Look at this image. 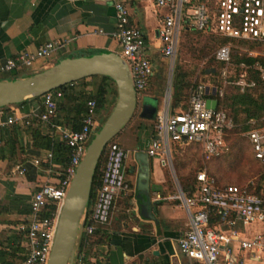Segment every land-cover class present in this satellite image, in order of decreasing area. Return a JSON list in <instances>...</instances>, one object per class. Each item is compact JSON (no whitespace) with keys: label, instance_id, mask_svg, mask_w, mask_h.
<instances>
[{"label":"built area","instance_id":"built-area-1","mask_svg":"<svg viewBox=\"0 0 264 264\" xmlns=\"http://www.w3.org/2000/svg\"><path fill=\"white\" fill-rule=\"evenodd\" d=\"M117 31L114 38L119 42L121 56L129 65L138 98L147 90L155 75L144 33L131 25L126 0H115ZM155 7L164 11L159 20V52L172 73L178 57L181 35L185 30L216 34L230 39L215 52V59L223 65L221 85L200 84L192 92L189 107L176 114L171 112L172 82L166 92L164 106L154 120V135L147 148L151 158L159 159L162 167L175 171L173 149L198 144L206 160L219 158L230 150L226 140L228 133L237 127L229 112L219 106L227 86H238L241 92L255 87V82L242 74L232 81L229 69L233 65L232 48L238 41L264 44V0H155ZM235 41V42H234ZM65 42L54 40L39 47L34 53L25 51L0 64V77L32 68L39 60L48 59ZM244 66V64H242ZM253 68L264 81V66L256 62ZM209 89V95L206 90ZM215 89V96L212 91ZM95 93V90L93 89ZM63 93L57 89L42 96L38 113L25 117H38L50 130V136L64 142L71 150L70 162L64 178L54 165V154L48 151L44 158L35 159L36 165L45 164L47 177L35 190L30 201V213L19 227L26 237L25 260L22 264H47L56 232L59 213L69 189L72 177L82 161L91 136L98 127V117L103 111L96 99H90L82 118V127L73 130L57 123L59 100ZM209 98L216 99L217 108L207 107ZM219 100H218V99ZM12 109V108H11ZM17 123V117L0 109V131ZM28 123V122H26ZM250 128L243 133L256 160L264 162V117L248 121ZM129 151L111 141L104 151L100 166L99 184L95 200L88 208L84 221L83 242L92 236L99 226L110 223L116 200L122 192L130 191L125 175ZM27 170L17 166L13 171L25 175ZM177 183L178 180L176 181ZM180 199L188 213L187 230L179 239L182 254L199 264H243L241 252H264V234L247 238L244 231L251 225H264V195L249 187L220 185L207 170L196 174L192 195L179 189ZM239 253H236L235 250ZM85 254L79 253L76 264H85Z\"/></svg>","mask_w":264,"mask_h":264},{"label":"crops","instance_id":"crops-1","mask_svg":"<svg viewBox=\"0 0 264 264\" xmlns=\"http://www.w3.org/2000/svg\"><path fill=\"white\" fill-rule=\"evenodd\" d=\"M114 4L115 0H0V64L25 51L34 53L47 42H65L64 47L50 58L37 61L32 68H22L6 75L4 79L22 78L29 72H41L68 57L102 52L120 55L119 42L114 38L118 28ZM126 5L130 11L131 25L144 33L155 70L143 93L149 96L154 90L155 78L160 73L150 52L161 56L158 29L164 11L155 7V0H126ZM41 105L42 99L39 98L28 101L23 107L5 109L17 117L14 126L0 131V249L7 251L13 245L15 232H20L19 227L27 220L33 193L47 177L46 165H36L34 161L44 158L48 151L33 147L32 136L26 130L24 121L27 115L38 113ZM59 113L62 116L65 112L62 110ZM150 127L143 131L142 149L129 145V138L134 137L135 128L128 129L127 126L116 138L117 143L130 153L125 164L130 191L118 196L111 221L102 230L106 241L97 248L95 257L102 264H199L179 250V239L188 228L189 216L178 199L180 183L168 182V168L162 167L159 159L157 163L162 169L156 172L155 158L147 154L154 135L153 124ZM41 131L44 135H50L45 125ZM142 153L147 154L150 166L147 191L139 187V155ZM17 166L25 167V175L13 173ZM56 170L59 173V166H56ZM255 226L264 229V225L260 224L251 225L246 231L239 224L238 229L247 238L264 234L262 230L252 233L250 227ZM235 252L239 253L237 249ZM240 254L243 264H264V252Z\"/></svg>","mask_w":264,"mask_h":264},{"label":"water","instance_id":"water-1","mask_svg":"<svg viewBox=\"0 0 264 264\" xmlns=\"http://www.w3.org/2000/svg\"><path fill=\"white\" fill-rule=\"evenodd\" d=\"M212 72L215 73V70ZM93 77L110 78L116 86L117 99L104 125L90 141L85 156L72 177L60 209L47 264L77 263L83 242L84 221L98 166L108 143L116 139L133 120L138 110L139 98L129 65L121 55L111 52L64 58L33 75L0 80V109H7L42 97L63 86ZM206 94L209 95V89L206 90ZM212 96H215V89ZM207 107L216 109V99L209 98ZM157 112V104L146 102L142 105L140 117L154 121ZM139 160L141 162L139 187L147 191L150 175L147 154H140Z\"/></svg>","mask_w":264,"mask_h":264},{"label":"trees","instance_id":"trees-1","mask_svg":"<svg viewBox=\"0 0 264 264\" xmlns=\"http://www.w3.org/2000/svg\"><path fill=\"white\" fill-rule=\"evenodd\" d=\"M191 31L197 33H208L195 30H185L184 32ZM209 34L213 35L221 46L230 42V39L220 37L213 33ZM238 43L245 45L250 42L238 41ZM260 44L262 43H250V47L253 48L254 46ZM232 60L240 71L242 69L240 68L242 63H246L249 66L247 69L248 80L255 82V87L241 92L238 86H233L234 91L225 92L224 98L222 100L217 98L219 100V106L229 110L231 116L237 124V127L230 131L226 138L230 146V150L227 153L219 158L207 160V167L199 161L200 166L193 168L190 162H193L192 160H194V157L188 158L187 161H184V159L180 158L176 160L175 167L179 176V182L183 192L187 195H192L196 185V174L201 170H207L211 176L216 178L220 185H234L224 184L221 181V176L216 175L212 170V167L215 164H219V167H222V163L226 161L236 160V162L239 163V161H241L244 155L248 152L251 153L252 158L256 162L264 163L255 159L248 139L243 136V133L250 128L248 125L249 120L255 119L259 121L264 117V81L261 79L260 73L253 68V65L256 62H260L264 66V58L234 55ZM214 61L223 67V65L215 58H213V62ZM93 78L97 79L95 93L91 89ZM93 78H86L76 83L63 86L59 89L63 93V97L58 103L59 108L56 119L58 124L73 130H79L82 127V118L86 112L88 100L93 98L96 99L100 111H103L108 105L109 97L112 93L111 84L115 85L114 82L108 77ZM88 80L90 81L88 82ZM231 80L233 79L231 78ZM77 85H82V87H78ZM198 86L199 85H196V87ZM196 87L193 86L190 80V74L183 70L181 66H177L172 82L171 112L173 114L186 111L188 109L189 104H187V100L192 94L191 89H196ZM39 98L42 99V97ZM26 104L27 102H24L23 104L18 105V107H23ZM178 109L181 111L177 112ZM62 110L65 113L60 116L59 112ZM24 121L28 122L26 123L25 127L32 136L33 147L37 150L52 151L54 154V165L59 166L60 176L58 178H64L65 170L70 162V148L64 142L58 141L50 135H44L41 131L44 124L38 117L31 116L29 119H25ZM113 141L117 142L116 139ZM188 147L196 148L202 154L200 145L192 144ZM103 161L104 155L96 172L90 204L95 200L96 197L99 184L100 166L102 165ZM208 166H210V168H208ZM192 174H194V176ZM166 176L168 182H170L169 174L167 173ZM104 227L105 226H99L96 232L87 239L89 244H86L85 241L82 242L81 253L85 254V264H102L100 261H97V257H95V255L97 256V248L102 246V244H104L106 241L105 235L102 233ZM12 242L13 245L10 246L8 251L0 249V264H22L25 260V234L22 232H15ZM94 259H96L95 262Z\"/></svg>","mask_w":264,"mask_h":264},{"label":"rangeland","instance_id":"rangeland-1","mask_svg":"<svg viewBox=\"0 0 264 264\" xmlns=\"http://www.w3.org/2000/svg\"><path fill=\"white\" fill-rule=\"evenodd\" d=\"M221 45L216 41L215 37L209 33H197V32H183L180 39V45L178 50V57L175 65V69L177 66H181L183 70L190 74V80L193 86L200 84H208V85H221L223 82L222 79V69L216 61L213 62V58H215V52ZM121 54V53H120ZM153 55L154 63L156 69L160 72L155 78V87L154 90L147 95V93L142 94L139 97V105L138 110L133 118V120L128 125V129L135 128L134 137H130L129 140L131 148H143V131L146 128H150V124H154V121L140 119V112L142 105L146 102H152L158 105V108L162 107L163 102L166 98V92L169 87L170 81L173 82L174 72L169 68V63L165 58H161V56H157L156 53L150 52ZM234 55L238 56H246V57H254V58H264V44L256 45L253 48L250 47V43L242 45L238 42L233 44L232 48V58ZM233 61V60H232ZM244 64V66H242ZM240 65V70H238L237 65L233 62L232 67L229 69V76L233 79L232 81H238L242 74H247V69L249 66L246 63H242ZM259 64H261L259 62ZM216 72L213 73L212 71ZM205 71V73H204ZM207 71H210L207 73ZM35 73L29 72L26 74L27 76L33 75ZM4 77H0V80H3ZM94 90L96 92L97 80H93ZM92 81V82H93ZM93 82V83H94ZM112 93L109 97V103L104 108L103 112L99 114L98 117V127L91 136V140L104 125L108 116L112 112L116 99H117V90L116 86L111 84ZM195 88L191 89V92L194 91ZM234 91L233 86H227L225 88V92ZM172 96V90H171ZM189 99L187 100V104H189ZM181 111L180 109L177 112ZM231 115L230 111L227 110ZM232 117V116H231ZM233 118V117H232ZM143 123V126L141 127ZM141 124V125H140ZM149 126V127H148ZM152 126V125H151ZM196 154V156H195ZM194 157L191 166L194 168L200 166V163H203L204 166L207 167V160L203 157L201 152L196 148L191 147H182V148H174L173 149V170H167L171 183H177L179 181V176L176 171V160L184 159V161L188 160V158ZM191 167V168H192ZM210 168V166H208ZM154 169L156 172H159L162 168L157 163V158L154 160ZM211 170V169H210ZM213 172L221 176V181L224 184H234L243 187H249L250 190L264 195V163L256 162L250 152L244 155L239 163L234 161H226L222 163V167H219V164H215L212 167ZM194 176V174H192ZM180 183V182H179ZM181 188V187H180ZM182 189V188H181ZM92 203L89 205V207ZM252 233H257L258 231H263L264 229L261 226L250 227ZM264 259V254H263Z\"/></svg>","mask_w":264,"mask_h":264}]
</instances>
